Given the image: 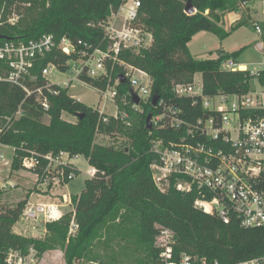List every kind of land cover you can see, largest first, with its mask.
Returning a JSON list of instances; mask_svg holds the SVG:
<instances>
[{"label": "trees", "instance_id": "obj_1", "mask_svg": "<svg viewBox=\"0 0 264 264\" xmlns=\"http://www.w3.org/2000/svg\"><path fill=\"white\" fill-rule=\"evenodd\" d=\"M139 1L134 24L151 33L150 45L137 51L120 47L118 61L110 70V81L107 77H80L100 92L122 71L119 62L144 71L151 81V93L146 101L140 100L144 111L130 127L123 116L108 117L68 95L66 86L51 83L41 76L42 68L48 63L61 71L66 69L69 56L60 51L54 50L40 58L32 69V78L23 81L29 89L48 85L43 89L49 101L46 112L35 101V93L27 95L21 86L0 78V144L13 148L10 170H20L21 158L30 150L40 154L65 151L74 157L83 155L97 170L93 177L85 179L81 192L72 195L78 227L71 236H68L69 214L61 222L46 224L49 234L46 240L13 231L29 192L14 207L0 211V264H4L10 249L26 253L32 246L39 258L45 250L64 242L66 264H81L80 261L85 264H163L159 259L160 248L154 245L159 233L156 223L173 231L175 261L181 253L205 257L209 263L218 261L219 264L264 256V226L243 227L233 215L227 223L223 222L195 205L196 189L187 193L177 190L175 178L165 191L156 185L151 165L159 157L151 149L152 140H176L183 131H174L167 125L160 127L162 121L152 124L151 129L146 128L147 114L150 112L154 117L162 112L157 103L152 105L154 93L180 108L187 121L208 114L199 101L193 104L191 97H178L173 90L176 84L191 83L197 73L201 75L202 91L207 96L245 94L251 89L253 75L249 70L220 69L224 60H236L241 49L220 52L215 58L196 59L188 43L199 31L226 38L229 32L221 26L223 15L237 11L243 2L254 0H191L195 8L192 14L184 11L187 0ZM23 2H30L26 7L30 18L18 23H0V40L26 41L53 34L57 38L67 36L75 42L80 40L92 50L106 47L108 40L101 23L117 11L123 0H0L1 21ZM245 24L247 20L241 17L230 30ZM78 48H84L83 44ZM109 68L110 64L108 72ZM258 78L264 83V69ZM130 89L128 81L119 82L115 98L125 95L128 105L132 106ZM129 106L127 110L131 113ZM19 110L21 114L15 117ZM63 112L77 117L76 123L67 124L62 119ZM45 113L50 116L48 123L43 121ZM98 132L126 134L129 143L123 147L97 143L94 139ZM40 161L43 168L46 161ZM70 171L76 174L78 170L75 166L64 167L65 173ZM2 193L0 189V197Z\"/></svg>", "mask_w": 264, "mask_h": 264}, {"label": "built area", "instance_id": "obj_2", "mask_svg": "<svg viewBox=\"0 0 264 264\" xmlns=\"http://www.w3.org/2000/svg\"><path fill=\"white\" fill-rule=\"evenodd\" d=\"M259 2L264 13V0ZM246 4L247 2H243L240 6ZM139 6V0H123L117 11L101 23L108 40L105 48L96 47L89 50V46L80 40L75 42L67 36L57 38L53 34H43L26 41L0 40V70L3 72L0 78L21 86L27 95L35 93V101L45 112L49 108V101L43 89L48 85L29 89L23 81L27 77L31 79L35 63L54 50L69 56L65 62L66 69L62 72H74V76L63 81L65 86L72 80L82 81V75L92 78L107 77L110 81L111 75L107 65L110 64L113 69L118 61L120 47L137 51L149 46L152 41L149 31L134 24ZM253 25L257 33H262L259 23L254 22ZM80 44H83L84 48L79 49ZM256 48L264 52V41H258ZM119 65L122 66L119 74L124 76L131 87L129 96L135 93L140 100L143 95L148 98L151 93L149 76L137 67L121 62ZM242 65L230 58L221 63L220 69L246 70L245 65L243 68ZM52 67L57 68L52 63L46 64L41 70V76L48 80L47 74ZM260 71L252 74L258 78ZM118 75L105 90H100V95L112 99L116 97L117 84L120 82ZM143 77L149 80L144 83ZM258 82L260 89L251 88L245 94L218 93L207 96L202 91V82L195 86L193 78L191 83L176 84L174 93L178 97H191L193 104L199 101L202 108L208 111L207 115L187 121L181 115L180 108L158 98L156 103L161 106L162 112L154 116L156 123L162 121L160 127L167 125L174 131H183L176 140H152L151 149L159 157V160L151 165L156 185L165 191L175 178L174 187L177 190L186 193L193 189L198 191V198L195 200L198 208L215 214L225 223L233 215L243 227L264 226V83H261L259 78ZM137 105L133 104L134 107ZM122 116H126V113ZM2 158L0 152V159ZM75 158L65 151L40 154L30 150L22 156L21 168L36 178L39 189L43 186L44 191H50L52 188L63 187L73 179L75 173H65L64 167L74 166ZM42 159L46 161L43 168L40 161ZM96 173V168L90 166L85 174L90 178ZM2 180L0 175V189L10 184L8 181L3 183ZM58 197L57 201L52 202L32 201L28 198L16 223H57L69 214V232H75L78 225L72 195L64 192ZM155 227L164 240L159 246V259L163 264H219L218 261L209 263L205 257L187 253H181L177 261L173 260V231L157 223ZM25 229L24 226L22 230ZM18 234L25 235L22 231ZM32 236L35 237L33 233ZM36 260V251L31 246L26 253L10 249L4 258V264H34ZM232 264H264V256Z\"/></svg>", "mask_w": 264, "mask_h": 264}, {"label": "rangeland", "instance_id": "obj_3", "mask_svg": "<svg viewBox=\"0 0 264 264\" xmlns=\"http://www.w3.org/2000/svg\"><path fill=\"white\" fill-rule=\"evenodd\" d=\"M254 5H258V1H252ZM30 2H23L20 8H13L12 12L5 16V20L1 21L0 16V23H18L21 19L28 20L30 15L26 12V7H29ZM245 6H240L237 11L230 12L226 15L224 22L222 23V27L227 29L228 28V20L231 17L237 16ZM247 9H251L248 7ZM251 12V15L257 13ZM262 11V10H261ZM261 18H263L261 16ZM264 32L257 33L255 30L254 25H242L238 29L232 31L225 39H220L217 35L209 31H199L193 37L191 42L188 44V48L190 53L196 59H204V58H213L217 54V50L219 48L225 50L227 53H232L236 50H240L241 52L237 57V62L239 64L245 65V69L249 70L251 73H256L258 70H262L264 68V52L259 51L256 48V42L263 40L262 36ZM18 41V40H17ZM23 41V40H22ZM110 70L112 67L110 65ZM253 75V74H252ZM74 76V72H62L59 71L57 68L52 67V69L47 74V78L49 82L52 83H59L61 86H65L63 81L67 78ZM195 78V86L201 84V75L197 73L194 75ZM149 79L147 77H143L142 81L145 83ZM251 88L252 89H260L258 78L256 75H253L251 81ZM68 95L71 97L81 101L87 106H91L97 109L100 113H104L105 115L113 116L114 118H121L122 115L126 113L124 117V121H126V125L130 127L131 124L138 122L140 119V114L144 111V106L140 103L134 107L128 105V100L124 96L119 99L116 98H109L100 93L91 85L80 81V80H72L68 86ZM151 88V85H149ZM147 97L143 95L141 97V101H146ZM130 107L132 110L131 113L127 110V107ZM21 114V111H18L15 117H18ZM50 116L48 114L43 115L44 123H48ZM62 119L66 121L67 124L74 125L77 121V117L70 115L68 113H62ZM152 124L156 123V118L152 117L151 119ZM70 129V128H69ZM71 130V129H70ZM95 142L101 144H113L115 147H123L129 143L126 134H119L118 132L107 135L101 132H98L94 139ZM0 152L3 155V158L0 159V175L3 177L2 182L6 183L7 181L10 183L6 187H2L3 193L0 197V211L8 208L14 207L16 203L25 198L27 192L29 194L31 192L37 193L41 192L42 194L47 193L48 191H44V187L40 186L38 188V184L36 182V178L31 175L28 171L24 169L20 170H10V162L13 156V150L11 147L0 144ZM74 166L78 170L70 181L66 185L62 187V191L65 193H69L72 195H77L81 192L84 187L85 179L88 178L86 176L87 170L90 168V165L87 161V158L83 155H79L74 159ZM42 187V188H41ZM55 189V188H54ZM35 195L32 197L31 200H35ZM52 223L56 224L55 222H36V223H28L27 225H23L21 222L16 223L15 227L23 229L25 226V230H21L25 235H35L34 238L36 239H48L47 237L49 234L46 230V224ZM76 232V231H75ZM75 232H69L68 229V236L75 234ZM33 237V236H32ZM163 239L161 238L160 234L155 237L154 245L159 247L163 243ZM65 247L66 242L63 244L57 243L53 246V248H49L45 250L41 257H37V260L34 264H66L65 263ZM78 262V261H76ZM81 264L83 261H80Z\"/></svg>", "mask_w": 264, "mask_h": 264}, {"label": "crops", "instance_id": "obj_4", "mask_svg": "<svg viewBox=\"0 0 264 264\" xmlns=\"http://www.w3.org/2000/svg\"><path fill=\"white\" fill-rule=\"evenodd\" d=\"M258 1V5H254L253 4V2L251 1V2H248L247 4H246V7L237 15V16H235V17H231V19L230 20H228V28L227 29H225V28H223L224 30H226V31H228L229 32V34L232 32V31H234V30H230V27L238 20V19H240L241 17H243V18H245L246 20H247V24H245V25H253V23L254 22H257V23H259L260 25H261V27H262V30H263V32H264V13H263V11H261V7H260V2H259V0H257ZM248 7H250V8H252V10L251 9H247ZM256 10H258L257 11V13L255 14V16L254 15H251V12H253V13H255L256 12ZM228 13H230V12H228ZM228 13H225L224 15H223V21H222V23L224 22V19H225V17H226V15L228 14ZM261 16L263 17V18H261ZM221 26H222V24H221ZM241 27V26H240ZM238 29V28H237ZM236 30V29H235ZM262 38H263V41H264V35L262 36ZM225 39V38H224ZM192 40V39H191ZM191 40H190V42H191ZM189 42V43H190ZM258 42V41H257ZM256 42V43H257ZM188 43V44H189ZM222 53V52H226L225 50H223V49H221V48H219L218 50H217V54H216V56L215 57H217L218 56V54L219 53ZM215 57H213V58H215ZM234 60V59H233ZM235 62H237V58H236V60H234ZM197 75V74H196ZM10 147V146H9ZM74 162V161H73ZM74 164V163H73ZM61 193H64L63 191H62V187L61 188H52L50 191H48L47 193H44V194H42V193H39V192H37V193H34V192H31L30 194H29V196H28V198H30L31 199V196L33 197L34 195H35V201H43V202H52V201H57V199L59 198L58 197V195L59 194H61ZM72 195V194H71ZM27 198V199H28ZM21 230L22 229H20V228H16L15 226H13V231L14 232H18V233H21Z\"/></svg>", "mask_w": 264, "mask_h": 264}, {"label": "water", "instance_id": "obj_5", "mask_svg": "<svg viewBox=\"0 0 264 264\" xmlns=\"http://www.w3.org/2000/svg\"><path fill=\"white\" fill-rule=\"evenodd\" d=\"M184 11L187 14H192V13L195 12V8L193 7L191 0H187L186 5H185V8H184ZM1 37H2V35H0V38ZM118 77H119L120 83L125 82V78H124V76L122 74H119ZM158 98H159V96L156 93H154L152 95V105H155L156 104ZM139 100L140 99H139L138 95H136L135 93H132V95H131V102L133 104H139ZM80 117H81V115H80ZM151 119H152V114L149 112L147 114V116H146V128L147 129H151L152 128V121H151Z\"/></svg>", "mask_w": 264, "mask_h": 264}, {"label": "bare ground", "instance_id": "obj_6", "mask_svg": "<svg viewBox=\"0 0 264 264\" xmlns=\"http://www.w3.org/2000/svg\"><path fill=\"white\" fill-rule=\"evenodd\" d=\"M241 67L243 68L244 66L242 65Z\"/></svg>", "mask_w": 264, "mask_h": 264}]
</instances>
